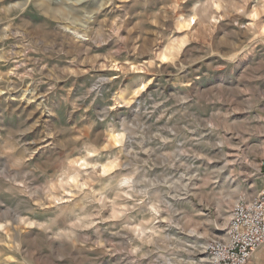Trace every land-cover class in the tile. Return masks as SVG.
<instances>
[{
	"label": "clouds",
	"instance_id": "1",
	"mask_svg": "<svg viewBox=\"0 0 264 264\" xmlns=\"http://www.w3.org/2000/svg\"><path fill=\"white\" fill-rule=\"evenodd\" d=\"M0 264H264V0H0Z\"/></svg>",
	"mask_w": 264,
	"mask_h": 264
}]
</instances>
